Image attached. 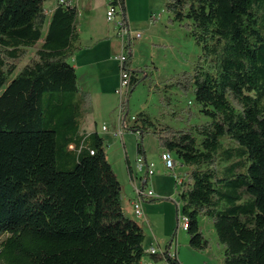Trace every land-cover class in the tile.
<instances>
[{
  "label": "trees",
  "instance_id": "obj_1",
  "mask_svg": "<svg viewBox=\"0 0 264 264\" xmlns=\"http://www.w3.org/2000/svg\"><path fill=\"white\" fill-rule=\"evenodd\" d=\"M43 1L0 0V264H153L142 262L145 234L122 209L103 137L82 130L90 95L68 60L81 47L78 11L58 3L47 11ZM164 8L190 21L199 60L177 83L208 120L174 128L144 110L130 119L127 101L121 120L137 133L142 162V137L152 133L187 167L177 211L189 246L209 247L202 214L223 246L220 264H264V0H165ZM131 45L127 92L139 80ZM127 170L131 178L128 161ZM171 241L156 264H182Z\"/></svg>",
  "mask_w": 264,
  "mask_h": 264
},
{
  "label": "rangeland",
  "instance_id": "obj_2",
  "mask_svg": "<svg viewBox=\"0 0 264 264\" xmlns=\"http://www.w3.org/2000/svg\"><path fill=\"white\" fill-rule=\"evenodd\" d=\"M164 1L124 0L125 18L131 33V67L139 71L137 84L127 92V112L131 116L144 110L159 122L174 128H187L208 120L198 111L199 106L194 100L191 88L184 89L177 83L181 76L192 73L199 60L200 48L190 35V21L173 20L164 8ZM87 2L80 1L78 32L81 47L73 53L74 56L78 54L80 65L84 64L78 69V83L91 89L98 83H104L110 88L117 78L116 88L119 85L120 67L114 57L122 51L121 37L116 34L115 24L106 19V4H95L87 8ZM55 3L56 0H44L43 6L51 10ZM136 33L139 37H134ZM102 35H106L104 41L99 40L91 45L92 40ZM123 53L126 55L125 50ZM73 55L68 59L69 62H73ZM31 57L32 50H29L17 63L15 72ZM87 58L92 62L86 64ZM111 93L115 104L110 113L115 114L118 111L119 96L115 90ZM107 94L108 99L106 98L104 105H96V121L100 125L104 119L108 125L107 131L99 132L104 140L106 158L121 185L123 201L133 193L127 161L135 175L134 184L139 188L142 186L141 176L145 175V168L138 170L136 167L137 158L143 157L136 148L137 133L123 129L122 136L112 134L110 121L106 119L109 116L106 114L107 109L111 105L110 93ZM142 147L147 162L153 163V174L144 186L146 190H152L153 196L144 197L141 201L147 221L137 218L145 234L144 249L148 248L153 234L163 248L164 244L171 241L175 232L172 243L174 246L177 241V259L182 264H220L222 252L219 246L222 245L217 241L210 219L202 214L198 216L200 229L209 241L208 250L191 248L188 244V234L180 227V213L177 211L180 205L178 189L180 180L186 179L187 167L180 164L176 154L170 151L174 166L166 168L159 157L163 149L152 133L143 135ZM151 245L157 247L156 242H151ZM147 256L145 252L142 259Z\"/></svg>",
  "mask_w": 264,
  "mask_h": 264
},
{
  "label": "crops",
  "instance_id": "obj_3",
  "mask_svg": "<svg viewBox=\"0 0 264 264\" xmlns=\"http://www.w3.org/2000/svg\"><path fill=\"white\" fill-rule=\"evenodd\" d=\"M86 1H88L87 2V6H86L87 8H89V6H92V5H95V4L104 5V3H105L104 0H101V1L100 0H86ZM124 8H125V6H124ZM105 37H106V35H102L101 37H96L94 40L91 41V45L94 44V43H96V42H98L99 40H103L104 41L106 39ZM80 42H81V40H80ZM78 53H80V51ZM75 55L76 56L73 55L74 57H72L73 62L70 61V63L74 67L75 73H76V76H77V79H78V69L82 68L84 64L80 65L79 59H78V54H75ZM87 57H88V55H87ZM91 59H92V57H91ZM91 59L89 60L87 58L86 64L92 62ZM116 82H117V78H116V81L114 82V84L111 85L110 88L106 87L104 83H98L97 86L94 87L95 89L94 88L91 89L90 87H85L84 84L79 85L78 80H77V83H78L79 88L81 90L87 91L89 93V95H90L91 111L88 112L85 115L84 123H83V126H82V130L84 132H90V131L96 130L97 133L102 136V134L99 132V130H103V131H107L108 130V125L106 124V121L104 119L101 120L100 125L97 124V121H96L97 115L95 114V110H96V105H98V104L104 105V102H105L106 98L108 99V96L107 95H109V94H107V93L109 92L110 93V96H111V98H110L111 105L107 109L108 111L106 112V114H109V116L106 119H107V121H110L111 128H112L111 129L112 134L113 135L118 134V132H119L118 112H116L115 114L110 113L111 110H112V107L115 104L114 103L115 102V99H114V96L112 98L111 91L112 90H115V83ZM106 88H107L108 91L106 90ZM102 126H105V129H102ZM122 133H123V130H120L119 135L122 136ZM144 159H145V162H143L144 164L142 163L141 165H139L138 163H136V167H137L138 170L142 169L143 167L145 168V175L141 176V177H143V179H142V186H140V188H142V187L144 188L145 184L147 183V181L149 179V176L153 174V173H151L150 175H146V164H152V168H153V163L152 162L148 163L147 160H146V158H145V156H144ZM134 176L135 175L132 172V177L131 178L129 177V179H130V181L132 183L133 193H132L131 196L127 197L126 199H124L122 201V209H123V211L128 216H130L131 218H133L134 220H136V222L139 225H141L137 221V218L134 217L133 212H132L131 202H132V200L136 196V189L139 188V187H137L134 184V179H133ZM180 182H181V180H180ZM142 212H143V216H144L142 218V220H144L146 222L147 219H146V216L144 215L143 209H142ZM141 227H142V225H141ZM151 242H156L157 243V247L156 248L154 247L156 249V252L155 253H150L148 251L150 247H153L151 245ZM160 244H159V241L157 240V238L155 237V235L153 234L152 239L149 241L148 248L147 249H144L145 252L148 254V256L145 257V258H143L142 259V262H144V263H153V264L163 262L164 261L163 251L165 249V244L163 245V248L160 246ZM219 247H220L221 252H222L223 251V249H222L223 246H219ZM208 249L209 248H206L205 250H208ZM168 251L170 253L175 254V256L177 257V241H175V245L174 246H173L172 241L169 243V245H168ZM221 258H222V255H221Z\"/></svg>",
  "mask_w": 264,
  "mask_h": 264
},
{
  "label": "built area",
  "instance_id": "obj_4",
  "mask_svg": "<svg viewBox=\"0 0 264 264\" xmlns=\"http://www.w3.org/2000/svg\"><path fill=\"white\" fill-rule=\"evenodd\" d=\"M81 0H56V3L62 4V5H69L70 7H74L79 12V4ZM106 4V19L108 21H112L116 26V34L121 37L122 40V51L119 55H116L114 58L119 62L120 67V75H119V85L115 88V93L119 96V106H118V119H119V132L120 130L125 129L127 123L121 120V110L123 108V104L126 101L127 96V90H128V81H129V74L128 72L123 68V63L125 61L126 55L123 53L124 45L126 43V40L128 38H131V33L129 30L128 23L126 21L124 11H123V5L121 0H104ZM52 9V8H51ZM47 11H50L46 9ZM127 37V38H126ZM134 37H139V34L136 33ZM133 115L130 116V119H133ZM102 129H105V126H102ZM161 161L163 162L164 166L166 168H173L174 166V159L172 158L170 151L168 150H162L159 155ZM137 163L141 165L143 162L141 158H137ZM152 173V164H146V175H150ZM153 192L152 190L145 188H138L136 189V196L132 200V212L135 218H143V212L141 207V201L144 199V197H152ZM179 215L180 219V227L181 229L187 228V217L183 216L181 214ZM150 253H155L156 249L154 247H150L148 250ZM173 254V253H171Z\"/></svg>",
  "mask_w": 264,
  "mask_h": 264
}]
</instances>
